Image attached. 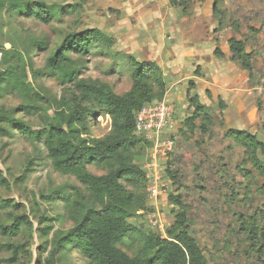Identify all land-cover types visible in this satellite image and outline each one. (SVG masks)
Instances as JSON below:
<instances>
[{
	"label": "rangeland",
	"instance_id": "rangeland-1",
	"mask_svg": "<svg viewBox=\"0 0 264 264\" xmlns=\"http://www.w3.org/2000/svg\"><path fill=\"white\" fill-rule=\"evenodd\" d=\"M149 1L0 0V58L1 53L12 52L4 65L0 63V72H6L7 66L14 68L18 82H23L29 93L43 98L36 101L42 108L40 111L26 113L22 109L26 102L18 89L10 83L0 84V126L8 132L0 136V177L6 182L0 183V226L9 227L18 216H26L31 223L14 238L0 235V264H37L43 249L40 238L45 227L43 221L51 220L47 223L52 226L49 240L54 232L71 229L72 223L65 215L63 193L82 190L74 177L52 168L41 143L23 138L2 122L3 118L12 117L26 123L33 131H40L53 117V101L78 103L80 95L73 84L63 82L49 71L47 59L64 38L80 31L96 28L115 39L112 32L121 33L123 25L128 27L135 23L145 13L143 11L151 7ZM36 2L52 9L49 24L34 19L31 4ZM174 2L186 3L183 22L175 23L178 29L183 26L176 52L182 53L196 45H204L209 50L221 49L228 45L229 39L242 41L245 51L251 55L253 72L248 88L253 89V94L235 93L230 84L221 83V78L209 83L205 74L202 75V67L195 74L198 65L192 68L184 62L171 64L176 55L165 51L162 71L167 78V93L162 100L150 105L168 103L173 111L169 123L161 130L148 134L136 132L141 142L149 144L141 151L138 162L146 184L141 191L132 183L124 182L123 186L128 192H138L144 197L146 207L151 210L138 212L128 224L142 234H160L166 238L165 230L172 226L175 214L182 207L187 214L188 231L207 264H264V179L251 171L244 148L227 136V132L233 130L256 133L260 141L264 138V0H217L215 4L214 0ZM19 6H22L20 10ZM160 54L161 50H155V45L121 50L116 42L111 50L101 47L87 56L71 55L70 70L78 80L105 84L122 95L132 86L134 67L129 58L155 62ZM208 66L215 75L223 72L216 70L219 66ZM230 71L232 69L226 70ZM189 82L196 86L190 95L196 94L212 117L208 135L185 128L184 122L193 112L187 102ZM221 103L223 108H220ZM81 105L90 109L83 139L106 138L110 133L109 117L101 109L84 102ZM196 125L198 127L199 122ZM260 159L264 163V157ZM87 171L95 176L105 173L92 166H88ZM175 197L179 198L180 206L170 202V198ZM3 202L8 206L3 207ZM141 214H155L163 231L152 229ZM251 217L259 230L255 241L250 237ZM119 248L129 257L139 256L142 240L131 233ZM51 250L48 246L41 264ZM56 259L57 264H91L77 247L56 255Z\"/></svg>",
	"mask_w": 264,
	"mask_h": 264
},
{
	"label": "trees",
	"instance_id": "trees-1",
	"mask_svg": "<svg viewBox=\"0 0 264 264\" xmlns=\"http://www.w3.org/2000/svg\"><path fill=\"white\" fill-rule=\"evenodd\" d=\"M216 1L214 0V4ZM172 4L185 12V2L176 4L172 1ZM31 6L35 11L32 13L35 20L43 24L52 21L53 13L49 6L41 2ZM21 8L22 6L18 7L19 10ZM115 43L113 37L96 28L64 38L54 54L47 59V68L63 82L73 84L80 95L78 103L53 101V117L47 127L40 131H33L26 123L12 117L3 118L2 122L18 131L23 138L41 143L52 168L60 174L74 177L83 190L63 193L65 215L72 223L71 229L54 232L53 238L49 240L52 226L47 223L51 220L43 221L45 227L40 237L43 249L40 250L37 264H41V257L48 246L52 250L43 264H57L56 255L64 254L71 247H77L91 264H207L196 240L188 231V218L182 207L175 214L172 226L165 230L166 238H162L160 234H142L134 225L128 224V220L138 212L151 210L146 207L144 197L138 192H128L123 186L124 182L132 183L137 187L136 190L141 191L146 184V176L138 162L141 151L147 149L149 144L136 137V114L143 106L164 98L166 83L162 70L155 63L137 62L131 57L129 59L134 67L132 86L122 95H117L105 84L86 83L76 79L75 72L70 70L71 55L87 56L101 47L111 50ZM227 43L229 61L247 72L251 78V55L245 54L244 43L236 39H229ZM35 48L38 46L35 45ZM9 55L12 52L1 53L2 65L7 62ZM214 57L224 59L219 47L214 49ZM6 69V72H0V84L10 83L18 89L26 102L22 106L23 111H40L42 108L36 101H43V98L29 93L24 83L18 82L14 68L7 66ZM199 69L196 67L195 74H198ZM195 87L193 82L188 83L187 102L193 112L184 125L191 132L198 130L201 134L208 135L212 117L209 109L199 102L198 96L190 95ZM83 102L101 109L109 117L110 133L106 138L98 141L83 139L90 116V109L82 106ZM44 103L48 105L47 101ZM223 107L224 104L221 103L220 108ZM196 122H199L198 127ZM6 135L8 132L0 126V136ZM227 136L244 148L251 171L264 179V163L260 159L264 157V143L257 135L243 131L230 130ZM88 166L105 173L95 176L87 171ZM0 183L6 184L1 177ZM262 188L264 189V185ZM170 202L180 206L178 197L170 198ZM2 206L7 207L8 203L3 202ZM249 221L253 224L250 237L255 241L259 238V230L255 226L254 217ZM39 223L42 224L41 221ZM26 226H31L29 219L18 216L9 227L0 226V235L14 238ZM131 233L137 234L142 240V252L139 256L129 257L119 248Z\"/></svg>",
	"mask_w": 264,
	"mask_h": 264
},
{
	"label": "crops",
	"instance_id": "crops-1",
	"mask_svg": "<svg viewBox=\"0 0 264 264\" xmlns=\"http://www.w3.org/2000/svg\"><path fill=\"white\" fill-rule=\"evenodd\" d=\"M172 1L174 0H150L149 3L152 4L151 7L146 8L143 11L145 13L141 14L135 23L130 24L128 27L123 25L124 30H122L121 33L118 30L112 32L114 33L119 49L138 50L143 47H148L150 44L155 45V50H161V54L158 58H155V62L153 60H142L138 62L157 63L156 65L161 70L165 67L163 55H165L166 50H170L171 53L176 55V57L170 61L171 64L184 62L192 66V68L193 65H198V67H202V75L205 74V80L209 83H211L213 79L221 78V83L225 81L226 84H230L231 88H233L232 91L235 93L247 92L252 95L253 89L248 88L249 75L238 67H234L235 65L229 61L230 52L227 44L225 47L221 48L224 54V59L222 60L214 57L215 48L209 50L206 49L204 45H196L183 50L182 53L176 52L179 48L178 43H181L183 30L181 28H183V26L181 25L178 29L175 23L178 21L183 22V14L182 9L173 6ZM245 54H247L246 51ZM208 63L217 67L219 66L216 70L221 69L223 72L215 75L212 68H209L208 65L210 64ZM229 69H232V72L230 71L227 73L226 70ZM162 73L166 83V74H164L163 71ZM167 89L166 87V93ZM222 97H224V95H222ZM261 141L264 143V138Z\"/></svg>",
	"mask_w": 264,
	"mask_h": 264
},
{
	"label": "built area",
	"instance_id": "built-area-1",
	"mask_svg": "<svg viewBox=\"0 0 264 264\" xmlns=\"http://www.w3.org/2000/svg\"><path fill=\"white\" fill-rule=\"evenodd\" d=\"M172 106L168 103H159L151 106L145 105L136 114V132L140 131L145 134L152 132L153 130H161L170 121L172 115ZM144 215L145 220L149 223L152 229H160L161 225L155 218V214H141Z\"/></svg>",
	"mask_w": 264,
	"mask_h": 264
}]
</instances>
